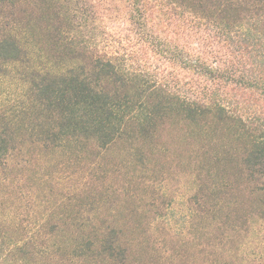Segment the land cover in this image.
<instances>
[{
	"label": "trees",
	"instance_id": "trees-1",
	"mask_svg": "<svg viewBox=\"0 0 264 264\" xmlns=\"http://www.w3.org/2000/svg\"><path fill=\"white\" fill-rule=\"evenodd\" d=\"M42 1L48 11L40 16H46L50 33H83L88 25L91 33H103L98 24L120 19L151 53L183 74L177 80L168 69L165 80L135 68L129 63L132 57L128 60L111 44L85 47L81 63L60 74H46L31 88L47 112L48 127L42 131L46 141L105 150L117 141L140 147L167 123L187 128L188 137L220 136L227 142L209 157L211 182L200 190L211 204L201 205L202 212L222 216L226 226L233 222V213L223 207L245 198L264 220V0H97L92 11L87 0ZM193 38L194 47L189 42ZM65 48L70 60L78 58L73 43ZM21 55L17 42L0 41V61L16 62ZM9 143L0 133V162ZM238 206L242 209L243 203ZM88 212L86 217L59 214L62 224L71 221L67 228L44 224L35 229L17 218L9 225L4 219L0 262L134 264L124 231L111 224L95 225ZM53 216L50 213L46 222Z\"/></svg>",
	"mask_w": 264,
	"mask_h": 264
},
{
	"label": "rangeland",
	"instance_id": "rangeland-1",
	"mask_svg": "<svg viewBox=\"0 0 264 264\" xmlns=\"http://www.w3.org/2000/svg\"><path fill=\"white\" fill-rule=\"evenodd\" d=\"M86 4L90 11L98 5L97 0ZM46 6L42 0H0V41L14 40L22 49L16 62L0 61V133L10 142L0 162V224L17 218L30 228H67L71 221L62 224L59 214L86 217L90 211L95 225L124 231L134 264H264V220L254 203L238 198L223 207L233 213L226 226L222 216L202 212L201 205L211 204L200 190L211 182L209 157L222 151L225 138L188 137L187 128L170 123L140 147L123 141L106 150L86 143L61 147L43 138L48 116L31 88L46 74L81 63L85 47L111 44L132 57L135 68L165 80L171 70L120 19L98 24L103 33H91L89 25L83 33H50L46 16H40ZM69 43L76 47L74 60L65 54ZM171 71L177 80L183 76L178 68Z\"/></svg>",
	"mask_w": 264,
	"mask_h": 264
}]
</instances>
